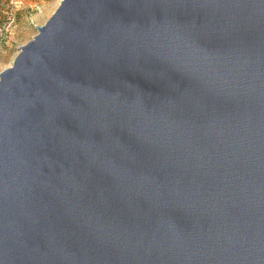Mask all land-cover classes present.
<instances>
[{
    "label": "water",
    "instance_id": "water-1",
    "mask_svg": "<svg viewBox=\"0 0 264 264\" xmlns=\"http://www.w3.org/2000/svg\"><path fill=\"white\" fill-rule=\"evenodd\" d=\"M36 29L0 74V264H264V0Z\"/></svg>",
    "mask_w": 264,
    "mask_h": 264
},
{
    "label": "rangeland",
    "instance_id": "rangeland-1",
    "mask_svg": "<svg viewBox=\"0 0 264 264\" xmlns=\"http://www.w3.org/2000/svg\"><path fill=\"white\" fill-rule=\"evenodd\" d=\"M63 0H0V74L36 37ZM36 27V28H35Z\"/></svg>",
    "mask_w": 264,
    "mask_h": 264
}]
</instances>
